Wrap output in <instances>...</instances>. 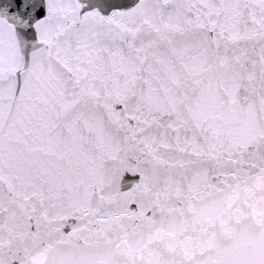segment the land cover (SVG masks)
<instances>
[{"label": "snow or ice", "instance_id": "obj_1", "mask_svg": "<svg viewBox=\"0 0 264 264\" xmlns=\"http://www.w3.org/2000/svg\"><path fill=\"white\" fill-rule=\"evenodd\" d=\"M0 264H264V0H0Z\"/></svg>", "mask_w": 264, "mask_h": 264}]
</instances>
